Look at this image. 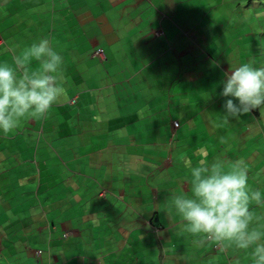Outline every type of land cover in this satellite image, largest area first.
I'll return each mask as SVG.
<instances>
[{
    "label": "crops",
    "instance_id": "0c3cea01",
    "mask_svg": "<svg viewBox=\"0 0 264 264\" xmlns=\"http://www.w3.org/2000/svg\"><path fill=\"white\" fill-rule=\"evenodd\" d=\"M204 1L0 0V64L47 38L65 89L0 131V264H251V249L201 243L169 212L201 160H244L264 195L263 105L220 127L230 155L200 132L223 114L221 69L264 67L259 28ZM250 210L264 226V207Z\"/></svg>",
    "mask_w": 264,
    "mask_h": 264
},
{
    "label": "clouds",
    "instance_id": "9594fccd",
    "mask_svg": "<svg viewBox=\"0 0 264 264\" xmlns=\"http://www.w3.org/2000/svg\"><path fill=\"white\" fill-rule=\"evenodd\" d=\"M103 54V49L98 50L96 57L103 58ZM33 60L39 62L37 71H29ZM62 64V56L47 38L15 54L12 65L0 64V131L7 134L21 119L46 114L65 92L58 83ZM221 70L224 78L218 95L224 98L223 123L264 105V67L242 63ZM190 176L191 194L173 195L169 204V212L174 210L181 218L184 230L199 236L201 243L211 240L221 247L251 249V264H264V226L252 224L250 210L253 203L264 207V195L249 188L245 161L209 164L201 160L197 166H190Z\"/></svg>",
    "mask_w": 264,
    "mask_h": 264
},
{
    "label": "rangeland",
    "instance_id": "374dc122",
    "mask_svg": "<svg viewBox=\"0 0 264 264\" xmlns=\"http://www.w3.org/2000/svg\"><path fill=\"white\" fill-rule=\"evenodd\" d=\"M251 1L253 2L251 3ZM241 5L242 7H240ZM204 7L205 10H207L208 12L209 17L212 16L210 12L211 13H217L218 11L222 12L223 13L222 15L214 14V17L216 18V16H221L222 20H227L225 22L227 26L234 27L235 26L234 22H237L241 26H246V27H248L249 23H251L253 30L259 28V31H256L258 33L257 37L259 38V45H260L259 53L264 52L263 49L261 48V46L264 44V0H205ZM239 9H241L242 12H240ZM254 9H255V13H252ZM262 56L264 57V53L262 54ZM262 113L264 116V105L262 108ZM213 116H215L216 119L214 120L211 118V116L209 117L208 121H210L211 123L209 129H205V130L200 129L201 136L208 141H211V139L213 138L214 142H218L220 138H224L222 139V141H226V144L224 143L225 149H220V150L224 152V154L226 153L230 155V153L236 150L235 146H233L232 144L230 146V149H227L228 143L230 142L231 139L233 140L234 135L232 136L229 135L227 133V129H223V128L220 129L221 126L230 125V124H224L223 122H221L222 121L221 118L223 117L222 113L220 114L214 113ZM262 120L264 119L262 118ZM192 134H194V132H192ZM257 137L258 139L261 138L264 142V134L258 135ZM219 146L223 147L222 144H219ZM247 151H248L247 149L243 150L244 153H246ZM210 153L213 154L212 147H210Z\"/></svg>",
    "mask_w": 264,
    "mask_h": 264
},
{
    "label": "built area",
    "instance_id": "2783aa9c",
    "mask_svg": "<svg viewBox=\"0 0 264 264\" xmlns=\"http://www.w3.org/2000/svg\"><path fill=\"white\" fill-rule=\"evenodd\" d=\"M178 125H179V124H178V123H176V127H178Z\"/></svg>",
    "mask_w": 264,
    "mask_h": 264
}]
</instances>
